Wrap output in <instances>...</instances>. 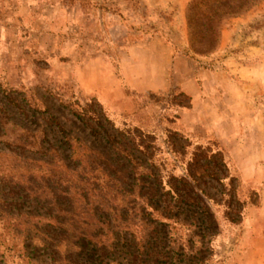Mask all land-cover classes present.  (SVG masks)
<instances>
[{
    "label": "rangeland",
    "instance_id": "1",
    "mask_svg": "<svg viewBox=\"0 0 264 264\" xmlns=\"http://www.w3.org/2000/svg\"><path fill=\"white\" fill-rule=\"evenodd\" d=\"M187 2L0 0V264L255 261L234 236L264 196V0L215 24L209 50L189 46ZM14 48L34 83H7ZM72 62L98 65L120 109L56 79ZM193 99L216 111L217 138L179 122Z\"/></svg>",
    "mask_w": 264,
    "mask_h": 264
},
{
    "label": "crops",
    "instance_id": "2",
    "mask_svg": "<svg viewBox=\"0 0 264 264\" xmlns=\"http://www.w3.org/2000/svg\"><path fill=\"white\" fill-rule=\"evenodd\" d=\"M42 41H44V37H39L37 40L38 49L44 48V46H42ZM31 56L32 53L25 48H14L12 52L7 55V62L5 64V79L7 80V83L15 85L35 82V80H33L35 78L34 70H38V66H35L36 64L30 61ZM149 57L152 56L149 55ZM146 59H148V55H146ZM0 65H2V62ZM82 65L76 66L75 68V62H72V64L66 63V65L57 64L55 68V77L61 81L70 80L72 84L76 85L79 95L81 94L83 97L86 95L96 96L100 99L101 104L110 111H114V109L117 108L120 109V103L115 101L116 98L118 100L121 98L119 89L117 88L116 91L110 90V86L108 85L109 78L101 73L102 69L96 65L92 66L88 71L89 68L87 62H84ZM162 67L149 65L146 68L145 76L156 77L159 74H162L164 71V65ZM203 104V101L193 99L189 111L181 115L179 122L182 123L185 130L190 134H198L203 138L207 135H211V137L217 138L219 124L216 122V111L212 109L205 110L202 107ZM204 115H206L205 118ZM229 145L231 147L232 144L230 143ZM233 152L235 155L239 154L244 157L260 155L258 149L254 150V148H245L239 151L237 146H232L229 149L230 155L233 154ZM238 169L243 181H253V184L256 183L253 180L255 172L254 165H245L244 168L239 166ZM246 210L247 212L242 222L245 227L239 230L234 237H237L238 242L244 245L247 253H251L256 257L255 261L250 264H264V230H257L252 227L254 224L256 225L264 220V196L261 199L258 208L254 210L247 208ZM251 213L253 214L251 215ZM224 231L225 233H223V235L218 236L217 243L219 244H222V239L225 236L227 240L226 242H229L234 238L230 229L227 228Z\"/></svg>",
    "mask_w": 264,
    "mask_h": 264
},
{
    "label": "trees",
    "instance_id": "3",
    "mask_svg": "<svg viewBox=\"0 0 264 264\" xmlns=\"http://www.w3.org/2000/svg\"><path fill=\"white\" fill-rule=\"evenodd\" d=\"M258 0H188L186 5V18L189 26V46L197 47V50L212 49L216 42L217 25L220 20L231 15H235L246 10ZM201 20H203L201 22ZM196 24V25H195ZM201 24H207L206 27L200 28ZM211 24H214L211 25ZM206 34L208 42L198 45L192 43V37ZM9 100V97H6ZM76 117L80 115L74 112ZM232 221V219H229Z\"/></svg>",
    "mask_w": 264,
    "mask_h": 264
}]
</instances>
